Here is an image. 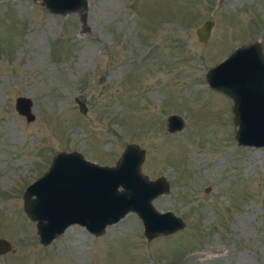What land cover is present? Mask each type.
Instances as JSON below:
<instances>
[{
	"label": "rangeland",
	"instance_id": "1",
	"mask_svg": "<svg viewBox=\"0 0 264 264\" xmlns=\"http://www.w3.org/2000/svg\"><path fill=\"white\" fill-rule=\"evenodd\" d=\"M83 24L0 0V237L13 248L0 264H264V145L236 142L230 99L204 78L238 44L258 39L264 52V0H86ZM169 114L180 129L166 130ZM129 142L144 173L167 178L152 203L182 228L147 241L128 211L99 235L72 223L42 245L24 187L57 151L112 164Z\"/></svg>",
	"mask_w": 264,
	"mask_h": 264
},
{
	"label": "water",
	"instance_id": "2",
	"mask_svg": "<svg viewBox=\"0 0 264 264\" xmlns=\"http://www.w3.org/2000/svg\"><path fill=\"white\" fill-rule=\"evenodd\" d=\"M33 1L51 13L77 12L84 23L86 0ZM211 26V19L202 21L195 28L196 38L206 42ZM204 78L209 87L230 99L236 142L264 145V52L259 40L233 47L206 69ZM73 100L84 114V102L77 96ZM14 108L25 121L34 118L30 97H15ZM165 127L167 131L180 129L181 117L167 115ZM143 159L144 150L135 142L126 143L112 164L98 163L75 150L55 152L46 169L22 192V211L34 221L38 241L47 245L72 223L99 235L128 211L140 219L147 241L182 228L178 215L153 205V198L168 191V180L163 174L149 177L144 173ZM7 250H13L10 242L0 237V253Z\"/></svg>",
	"mask_w": 264,
	"mask_h": 264
}]
</instances>
